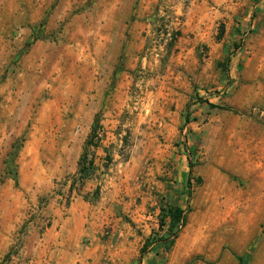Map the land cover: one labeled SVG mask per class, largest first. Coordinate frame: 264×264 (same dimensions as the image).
Segmentation results:
<instances>
[{
    "label": "rangeland",
    "instance_id": "374dc122",
    "mask_svg": "<svg viewBox=\"0 0 264 264\" xmlns=\"http://www.w3.org/2000/svg\"><path fill=\"white\" fill-rule=\"evenodd\" d=\"M77 197L106 220L62 241ZM240 258L264 264V0H0V264Z\"/></svg>",
    "mask_w": 264,
    "mask_h": 264
},
{
    "label": "crops",
    "instance_id": "0c3cea01",
    "mask_svg": "<svg viewBox=\"0 0 264 264\" xmlns=\"http://www.w3.org/2000/svg\"><path fill=\"white\" fill-rule=\"evenodd\" d=\"M61 209L63 210L64 208ZM91 209L92 206L90 204L77 197L75 199L72 198L70 201L65 212V218H61L63 214L56 215L57 221H61L60 235L62 236V241L63 239L67 241V239L69 240L70 238L81 240L82 236L86 234L85 225L89 221L91 223L94 222V224H103L105 222L106 217L103 212L95 213L91 211ZM50 242V239L45 240L41 247L44 249L47 248V250L50 249L52 247Z\"/></svg>",
    "mask_w": 264,
    "mask_h": 264
},
{
    "label": "trees",
    "instance_id": "16d2710c",
    "mask_svg": "<svg viewBox=\"0 0 264 264\" xmlns=\"http://www.w3.org/2000/svg\"><path fill=\"white\" fill-rule=\"evenodd\" d=\"M97 133L98 131L96 127H94L92 129V134L89 140L90 142H88V144L90 145L93 144L91 140L96 137ZM18 147L19 146H15V145L12 147V151L9 156L11 160H14L16 158ZM92 174H93V162L92 160L88 159L87 152L85 149L84 154L82 155L78 163V173L73 182L77 181L78 183H83V181L89 179ZM8 175L13 179V181L16 184L17 183V173L14 171L12 164L8 166ZM166 216L169 218V231L171 233L173 232L174 229H176L177 231L179 228H181L184 225L185 215H184V212L180 208L178 207L169 208L167 210ZM176 231L173 232V236L176 235ZM239 260L241 264L246 263L243 258H240Z\"/></svg>",
    "mask_w": 264,
    "mask_h": 264
},
{
    "label": "built area",
    "instance_id": "2783aa9c",
    "mask_svg": "<svg viewBox=\"0 0 264 264\" xmlns=\"http://www.w3.org/2000/svg\"><path fill=\"white\" fill-rule=\"evenodd\" d=\"M246 34H244V36H245ZM65 201H67V198H65Z\"/></svg>",
    "mask_w": 264,
    "mask_h": 264
}]
</instances>
